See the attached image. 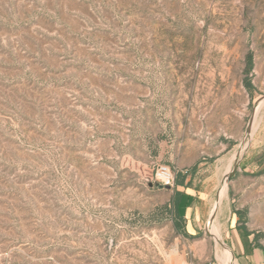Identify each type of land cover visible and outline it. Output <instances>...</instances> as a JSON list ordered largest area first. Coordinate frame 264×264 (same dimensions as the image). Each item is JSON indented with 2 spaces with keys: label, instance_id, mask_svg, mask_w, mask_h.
I'll return each instance as SVG.
<instances>
[{
  "label": "rangeland",
  "instance_id": "374dc122",
  "mask_svg": "<svg viewBox=\"0 0 264 264\" xmlns=\"http://www.w3.org/2000/svg\"><path fill=\"white\" fill-rule=\"evenodd\" d=\"M161 165L217 173L201 236ZM238 215L264 245V0H0V264H227Z\"/></svg>",
  "mask_w": 264,
  "mask_h": 264
},
{
  "label": "crops",
  "instance_id": "0c3cea01",
  "mask_svg": "<svg viewBox=\"0 0 264 264\" xmlns=\"http://www.w3.org/2000/svg\"><path fill=\"white\" fill-rule=\"evenodd\" d=\"M195 166L196 168L189 172L185 180L186 183L190 181V184L188 186H178L179 190H184L193 198L191 204L185 210L187 229L192 234H196L204 229L202 221L204 219L208 221L212 216L213 212H210L212 205L210 194L216 187L213 184L212 177L217 176V173L213 169L201 170L197 169V165ZM197 180L198 183H196ZM214 204V208L216 209L218 205H216V202ZM206 209H209L208 212L205 211ZM230 219L231 224L226 229H223L221 226L223 239L229 248L224 253L227 264H264V251L255 246L251 235L249 237L244 236V233L238 229V226H235L234 221H232L233 219L231 217ZM214 234L218 240L217 227L214 230Z\"/></svg>",
  "mask_w": 264,
  "mask_h": 264
},
{
  "label": "trees",
  "instance_id": "16d2710c",
  "mask_svg": "<svg viewBox=\"0 0 264 264\" xmlns=\"http://www.w3.org/2000/svg\"><path fill=\"white\" fill-rule=\"evenodd\" d=\"M250 60V66H252L251 61L252 57L251 54L249 55ZM244 85L246 89L252 93L254 85L252 83V80L248 77L244 79ZM196 166L193 167L195 169ZM189 174V171L186 173L179 172L176 178V186L173 192V195L171 197V200L164 205V210L168 213V215L172 218L174 226L176 230L179 233L184 234L185 236L190 237H199L201 236L200 232H197L196 234H192L187 229V219L185 216V210L186 208L191 204L193 198L191 195H188L184 190H179L178 186H188L190 184V181L188 183L185 182L187 175ZM237 214H241L239 210L236 211ZM241 224V217L238 215V229H240L244 236L249 237L250 235H254L252 242L255 241V246L261 248L264 251V245L259 243L258 241V235L256 233H251L247 230V228L244 225Z\"/></svg>",
  "mask_w": 264,
  "mask_h": 264
},
{
  "label": "built area",
  "instance_id": "2783aa9c",
  "mask_svg": "<svg viewBox=\"0 0 264 264\" xmlns=\"http://www.w3.org/2000/svg\"><path fill=\"white\" fill-rule=\"evenodd\" d=\"M156 179L162 183L163 186L175 187L176 185V176L172 172L171 168L166 165H161L157 169ZM188 264H196L190 262ZM213 264V263H207Z\"/></svg>",
  "mask_w": 264,
  "mask_h": 264
}]
</instances>
